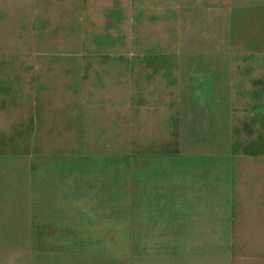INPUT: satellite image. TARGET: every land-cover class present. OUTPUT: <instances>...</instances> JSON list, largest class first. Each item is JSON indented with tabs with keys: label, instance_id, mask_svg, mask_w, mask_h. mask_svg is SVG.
<instances>
[{
	"label": "rangeland",
	"instance_id": "obj_1",
	"mask_svg": "<svg viewBox=\"0 0 264 264\" xmlns=\"http://www.w3.org/2000/svg\"><path fill=\"white\" fill-rule=\"evenodd\" d=\"M263 242L264 0H0V264Z\"/></svg>",
	"mask_w": 264,
	"mask_h": 264
},
{
	"label": "bare ground",
	"instance_id": "obj_2",
	"mask_svg": "<svg viewBox=\"0 0 264 264\" xmlns=\"http://www.w3.org/2000/svg\"><path fill=\"white\" fill-rule=\"evenodd\" d=\"M131 1V0H130ZM169 1V0H168ZM159 2V1H158ZM257 2V1H256ZM16 3V2H15ZM169 5V4H168ZM256 5V4H255ZM131 6V5H130ZM165 6V5H164ZM117 7V6H116ZM137 7V6H136ZM139 7V6H138ZM146 7V6H145ZM169 7V6H168ZM144 8V7H143ZM154 8V7H153ZM118 9V8H117ZM166 10V9H165ZM117 11V10H116ZM133 11V10H132ZM135 12V11H134ZM153 12V11H152ZM17 13V12H16ZM137 13V12H136ZM135 14V13H134ZM138 14V13H137ZM140 14V13H139ZM143 14V13H142ZM147 14V13H146ZM164 14V13H163ZM157 15V14H156ZM9 16V15H8ZM139 16V15H138ZM155 16V15H154ZM159 16V15H158ZM250 25V24H249ZM253 25V24H252ZM176 26H177V24H175V28H176ZM19 30V29H18ZM22 31V30H21ZM20 33V32H19ZM84 35V34H83ZM231 36V35H230ZM22 38V37H21ZM138 40V39H137ZM3 43V42H2ZM153 46V45H152ZM4 47V46H3ZM8 51V50H7ZM9 52V51H8ZM10 52H11V50H10ZM6 53V52H5ZM13 53V52H12ZM56 57V56H55ZM86 57V56H85ZM113 57V56H112ZM102 58V57H101ZM97 59V58H96ZM121 59V58H120ZM91 60V59H90ZM95 62V61H94ZM90 63H92V62H90ZM185 68V66L182 68V69H184ZM74 73V72H73ZM60 77V76H59ZM58 77V78H59ZM57 78V77H56ZM72 78V77H71ZM59 80H61L60 78H59ZM58 80V81H59ZM57 81V82H58ZM56 82V81H55ZM224 84V83H223ZM257 185V184H256ZM259 185V184H258ZM6 187V186H5ZM7 189V188H6ZM237 205V204H236ZM234 206V205H233ZM234 210V209H233ZM258 210H259V208H258ZM240 212H242V210L240 211ZM257 212V211H256ZM234 214V213H233ZM259 215V214H258ZM236 216V215H235ZM234 216V217H235ZM241 216V215H240ZM239 218V217H238ZM242 218H244V217H242ZM234 220V219H233ZM240 220H242V219H240ZM237 222V221H236ZM241 225H243V224H241ZM246 230V229H245ZM250 230V229H249ZM262 230V229H261ZM248 231V230H247ZM259 232V231H258ZM250 233V232H249ZM236 234V233H235ZM239 236V235H238ZM234 237H235V235H234ZM237 238V237H236ZM262 239V238H261ZM237 242V241H236ZM248 244H250V243H248ZM257 244V243H256ZM263 244H264V242H263ZM246 245V244H245ZM253 246V245H252ZM258 246V245H257ZM235 248L234 249H236V246H234ZM240 246L238 245V248H239ZM245 247V246H244ZM261 247V246H260ZM262 248V247H261ZM244 249V248H243ZM239 250V249H238ZM256 251V250H255ZM257 251H261V250H257ZM263 251H264V249H263ZM262 253V252H261ZM260 254V253H259ZM263 255V254H262ZM260 257V256H259ZM55 258V257H54ZM54 260H56V259H54ZM66 260V259H65ZM64 260V261H65ZM260 261V260H259ZM55 262V261H54Z\"/></svg>",
	"mask_w": 264,
	"mask_h": 264
},
{
	"label": "crops",
	"instance_id": "obj_3",
	"mask_svg": "<svg viewBox=\"0 0 264 264\" xmlns=\"http://www.w3.org/2000/svg\"><path fill=\"white\" fill-rule=\"evenodd\" d=\"M263 162V161H262ZM261 162H259V164H260Z\"/></svg>",
	"mask_w": 264,
	"mask_h": 264
}]
</instances>
